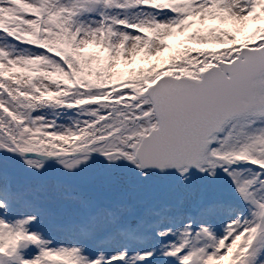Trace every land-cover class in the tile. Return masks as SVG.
Masks as SVG:
<instances>
[{
    "label": "snow or ice",
    "instance_id": "snow-or-ice-1",
    "mask_svg": "<svg viewBox=\"0 0 264 264\" xmlns=\"http://www.w3.org/2000/svg\"><path fill=\"white\" fill-rule=\"evenodd\" d=\"M0 264H264V0H0Z\"/></svg>",
    "mask_w": 264,
    "mask_h": 264
},
{
    "label": "rangeland",
    "instance_id": "rangeland-1",
    "mask_svg": "<svg viewBox=\"0 0 264 264\" xmlns=\"http://www.w3.org/2000/svg\"><path fill=\"white\" fill-rule=\"evenodd\" d=\"M179 39H180L179 37H177V38H171L169 42L172 43V44H176ZM164 55H166V53ZM136 66L139 67L141 65H136Z\"/></svg>",
    "mask_w": 264,
    "mask_h": 264
}]
</instances>
